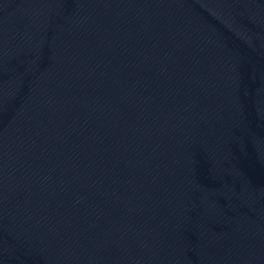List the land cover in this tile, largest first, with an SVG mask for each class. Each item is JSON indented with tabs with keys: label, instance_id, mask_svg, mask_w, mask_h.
Here are the masks:
<instances>
[{
	"label": "water",
	"instance_id": "95a60500",
	"mask_svg": "<svg viewBox=\"0 0 264 264\" xmlns=\"http://www.w3.org/2000/svg\"><path fill=\"white\" fill-rule=\"evenodd\" d=\"M0 264H264V0H0Z\"/></svg>",
	"mask_w": 264,
	"mask_h": 264
}]
</instances>
